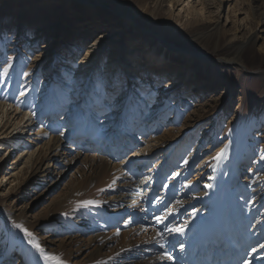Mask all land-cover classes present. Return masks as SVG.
I'll list each match as a JSON object with an SVG mask.
<instances>
[{"label":"rangeland","instance_id":"rangeland-1","mask_svg":"<svg viewBox=\"0 0 264 264\" xmlns=\"http://www.w3.org/2000/svg\"><path fill=\"white\" fill-rule=\"evenodd\" d=\"M90 1L94 3L93 11L87 14L84 0H0V65H12L7 77L0 76V104H7V108L10 103L11 106L16 104L23 99L19 95L22 90L27 93L24 99L31 105L28 109L35 114L48 99H51L53 112L57 105L53 103L60 96L69 101L68 107L52 115L55 126L46 124L50 115L43 120L49 127L46 138L40 143L41 163L34 162L36 174L27 167L24 174L27 181L14 182L10 196L5 195L6 188L1 183L3 175H0V264H12L13 253L17 251L30 255L23 234L13 222L27 227L48 252L58 255L66 264H173L164 257L155 260L156 257L150 255L163 249L155 239L148 244L145 239H136V242L128 239L136 211L146 202L165 205L171 201L167 210L171 208L184 214L176 226L186 222V227L192 229L205 221L207 209L217 201L225 202L229 210L240 209L234 218L223 224L224 230L217 227L206 238L209 241L213 236L215 244H225L232 251L226 241L227 233L239 226L253 228L258 222L264 224V162L254 163L264 155V0H223L221 7L218 0H182L180 7L178 0ZM170 4L175 8H170ZM80 18L88 19L87 23L100 24L97 36L87 43L85 40L93 32L84 34L74 27ZM114 29L124 31L123 46L130 47L133 40L142 45L146 43L144 73L131 81L128 95L119 85L121 80L115 83L118 86L109 97L106 95L110 91L98 93L94 88L99 82L97 73L100 69L106 70L110 60L117 59L114 57L119 54L111 51L117 47L111 41L105 44L99 56L92 52L86 59L88 65L94 67L99 61L96 69H91L96 74L92 76L94 82L90 80L94 85L91 84L89 95L85 101L73 98L72 91L81 87L76 85L81 81L73 82V76L82 70L80 63L92 44ZM253 36L255 43L247 47L242 56L246 69L225 62L213 66V60L205 62L203 59L211 55L222 60L229 49L243 45ZM127 47L118 60L132 59L129 55L133 49ZM191 51L193 55L189 57ZM156 54H162L161 64L157 61L156 67L164 70L160 74L164 77L167 76L165 71L184 69L185 60L193 63L190 59L193 57L194 66L188 69L190 81L173 92L168 78L164 80L166 83L157 81L158 69L148 62ZM124 64L118 62L115 77L121 78L119 70ZM144 75L152 77L141 83ZM109 80L104 78L99 83ZM196 85L208 87L197 89L189 96ZM42 89L48 91L49 98L38 105ZM119 96H123V101L116 103ZM72 104L78 109L72 113L76 120L61 124L59 120L70 113ZM96 112L108 118V124L103 125L107 130L92 133L105 145L104 151L111 146L107 144L110 138V135L106 138L107 135L120 131L123 123L131 127H128L131 134L126 141L134 138L135 142H140L109 165L102 164L98 157L107 154L106 151L94 148L86 160L63 155L62 159L57 158V163L53 162L56 169L47 170L52 157L62 149L57 151L59 143L51 152L52 139L67 141L71 132L64 135L59 132L77 129L78 142L82 141L89 116L94 114L96 118ZM116 116L122 119L118 117L115 121ZM132 116H136V123L131 126ZM6 121L1 115L0 124ZM14 123L8 120L7 126L13 130ZM99 127L97 124L96 128ZM115 143L118 150L126 147L122 139ZM225 146L223 159L214 160ZM132 152L147 162L140 170V162H135L133 169L150 173L139 178L148 181L151 178L155 181L153 176L161 178L160 182L155 181L153 192L142 189V201L137 203L130 198L134 187L128 182L129 163H125L133 157ZM0 157L3 161L7 159L4 153ZM48 171L52 174L43 177ZM176 172L181 175L173 178ZM41 180L44 182L39 184ZM206 184L213 187H205ZM252 200H255L254 205ZM83 201L95 203L84 206ZM92 221H97V229L86 232ZM261 244L264 240L258 245ZM29 260L31 264H44L36 258ZM238 264H253V261L243 257Z\"/></svg>","mask_w":264,"mask_h":264},{"label":"bare ground","instance_id":"bare-ground-1","mask_svg":"<svg viewBox=\"0 0 264 264\" xmlns=\"http://www.w3.org/2000/svg\"><path fill=\"white\" fill-rule=\"evenodd\" d=\"M84 7L86 10V13H90L93 11V6L94 3L90 0H84ZM178 6H181V2L182 0H178ZM218 3L221 7V4L224 3L223 0H218ZM170 8H175V5H171L170 4ZM182 9V8H181ZM88 19L86 18H80L77 19L75 22L74 27L80 29L81 33L83 32L84 34H87L88 32H93L90 33L87 37V39L85 40V42H89L91 40H93L97 34H98V25L99 22L97 21H93L92 23H87ZM218 28V27H217ZM85 30V31H84ZM125 35L124 31H120L118 29H114V30H110L108 31L104 36L99 37L98 41H95L94 44H92V48L88 50L87 54L85 55L84 59L82 60V63H80L81 69L79 70L77 73V76H73L75 78V80L73 82H80L79 84H76L77 86H81L80 88L75 89L74 91H72V97L83 100L85 101V99L87 98V96L89 95V91L90 89L93 88V79L92 76L95 73V71L93 70L92 72V68L96 69V67L99 64L98 63L95 65V67L93 65H88V61L86 60L88 56L91 55V53H96L100 54V52L102 50H105V44H108L109 42L112 41L113 44H115L114 46L116 48L112 49L111 51H118L119 54L127 47L126 44H124L123 46V36ZM254 38L250 37L249 40H247L246 42L243 43V45L241 46H233L231 49L228 50V52L226 53V55L222 58V60H218L213 58V56L211 55H207V57H204L203 59L205 60V62H207V60H213V66L217 63H230L232 65L235 66H241L244 69L245 65H244V58H242L245 50L247 49V47L252 46L255 42H254ZM130 47H132V52L130 53V58H132L131 60H125L122 59L118 60L119 54L115 55L114 58L117 59H111L110 62L106 65V70H99V73H97L98 76V81H102V79L104 78H110L109 81H105L102 82L103 84V92L104 91H110L106 96H110V94H112V91H115V89L117 88L118 85H116L115 83L119 80H121V83L119 84L120 86L122 85V89L125 92V95L129 94V91L127 90L131 84H132V80L134 79V77L140 73L143 74V70L145 69V67L147 66L145 64L144 59L143 58L144 54L146 53V43H144L143 45L141 44L140 41L138 40H133L130 41L129 43ZM127 47V48H130ZM106 51H108V48L106 49ZM159 53V52H158ZM191 55H188L189 57H191L193 55V52H190ZM124 53L122 54V57H124ZM162 55V54H161ZM160 54H156L151 58V60H149L148 62L151 63V67L158 69V77L156 78L157 81L161 82V83H166L167 78L170 80L167 83L168 86L170 88H172V90H170L171 92L175 91V89L177 87H181L184 84L188 83V81H190L189 77V70L190 68H192V66H194L193 64L195 63V59L190 58L191 61H194L193 63L190 62V60H185L183 61L184 63H186V67L182 70H177L176 66V72H170V71H165L166 72V77H164L163 75L160 76L161 73L164 72V70H160L159 68L156 67V62L158 61L159 64H161V59L159 57H161ZM187 55V54H185ZM184 55V56H185ZM97 56V57H98ZM197 57H200L197 55ZM102 58V56L99 57ZM150 59V58H149ZM121 61L124 64L123 67H120V72H122V76L121 78L119 77H115V73L116 69H117V64L118 62ZM144 62V64L142 63ZM182 62V61H181ZM182 62V63H183ZM115 63V65L113 66V64ZM133 63L134 65L132 66ZM84 67H87L88 69H85ZM137 67V68H136ZM240 67V68H241ZM248 71V70H247ZM101 72V73H100ZM115 72V73H114ZM72 74V73H71ZM151 74V73H150ZM96 75V76H97ZM149 75H144L141 76L140 78V82H146L148 80H150V77H147ZM54 79V78H53ZM113 79V80H112ZM90 80H92L93 82H90ZM123 80V81H122ZM98 82V84H100ZM93 84V85H91ZM98 84L94 85V88H97ZM75 85V86H76ZM209 85V84H208ZM208 85H206L205 87H199L198 85H196L194 88H192V91H190L189 94L193 95V93L198 89L199 91H201L202 88H206L208 87ZM72 86V85H70ZM72 88V87H71ZM127 90V91H126ZM42 98L39 100L38 105L40 103H42L44 100L49 98V94L48 91H40ZM70 96V97H71ZM59 97V96H58ZM123 96H119L116 103L117 102H121L123 100H121ZM25 96L23 97L22 100H24L26 102V104L28 105L29 102L27 99H24ZM8 99V97H7ZM11 99V98H10ZM74 100V99H73ZM7 101V100H6ZM5 101V103H6ZM20 101V100H18ZM51 99L47 100L44 104H42L40 106L39 112L37 114L34 113V110H29L28 107H26L25 105H18V103L16 102V104L11 106V103L9 105V107L7 108L5 105L7 104H0V117L1 115H4V117L7 118L8 120H13L15 123V127L12 130V127L7 126V121L6 123H4V125L0 124V154L4 153L6 154L7 159L5 158V160L3 161L0 157V175H3V179L1 181V183L3 184L2 186L6 188V192L5 195H11L13 193V183H21L22 181L26 179H24V174L25 169L28 167L30 169L33 170V168L35 167L34 162H38L40 160V149L42 148V146H40V143L43 139L46 138V131H47V127H49L50 125L55 126L53 123V119L54 117L52 115H54V113H58L59 111H61L63 107H68L67 103L69 102L67 100V98H65L64 96H60L57 100L54 101L53 105H55L56 107H54V109L56 111L53 112L52 109H50V107L52 106L50 103ZM78 101V102H79ZM125 101V100H124ZM76 102V101H75ZM77 102V103H78ZM75 103V104H77ZM75 104H72V106H70L69 109L70 113L68 115L65 116V118L60 119V123L61 124H70V121H72V119H74V115L72 113L78 111V109L76 108ZM123 104V103H122ZM60 108V110H59ZM34 113V114H33ZM79 113V112H78ZM114 113V112H113ZM112 113V114H113ZM95 114H99V112H96ZM111 114V115H112ZM43 115V116H42ZM50 115V116H48ZM33 116H36L35 118H33ZM48 116L46 124L44 123V119L45 117ZM74 116V117H73ZM41 117V118H40ZM94 114L91 115V117L89 116V120L87 121V126H86V130L83 133V144L82 141L78 142V138L79 135H77L76 130L77 129H70L67 132L64 133H70V136L67 138V141H63L60 138H55L52 139V141L54 142V145L52 146L51 149H49L52 152V149L59 143H61V145L59 144V147L57 148V151L61 149V151H58L55 153V156L52 157V161L49 163V167L47 168V170L49 169H54V164L53 162L56 161L55 163H57V158L62 159L63 155H74L76 158H85L88 159L90 155L89 151L92 149H98V151L103 150V153L107 154H102V156L98 155V157H100L102 164H111V162H117L119 161L121 158H123V156L125 155V151L126 150H131L133 146H135L138 142H135L134 138H131V140L128 142L126 141L127 137H129V135L131 133H129V131H131V129H129L127 126V124L123 123V125L121 126V130L117 132L113 131L112 133L108 134L106 138H108V136L110 137L109 140L107 141L109 146L108 148L105 149L104 151V147L105 145L102 144V142L100 143L99 140L97 139L98 135H92V133H94L95 131L99 132L101 129L107 130V128H103V127H99L98 129L96 128L97 123L96 118H93ZM119 117V119H122V116H116L115 121L117 120V118ZM133 118H130V124L131 126L134 125L133 123H136L134 121L136 116H132ZM26 118H28L26 120ZM105 118V119H104ZM175 118V117H174ZM103 119V125L104 124H108V121L106 119L105 116H102ZM6 120V119H5ZM76 120V119H74ZM110 122V121H109ZM13 123V122H12ZM77 123V122H76ZM22 124L24 125L22 127ZM12 126V125H11ZM137 127V126H136ZM126 128V129H124ZM131 128V127H130ZM113 129V128H112ZM111 129V130H112ZM11 130V131H9ZM20 131L19 135H15V133L17 131ZM26 137L24 139V141H19V138H21L23 136L24 133H26ZM117 132V133H116ZM18 133V132H17ZM34 137V139H33ZM65 138V137H64ZM124 140L125 142V149L122 150H118L115 146L116 143L115 141H120V140ZM18 140V141H17ZM5 143V144H2ZM33 145V146H29L28 144ZM78 143V144H77ZM40 146V148H39ZM113 146V147H112ZM35 147H37V149H35ZM63 153L62 155L60 153ZM14 155V156H13ZM12 159H9L10 157H15ZM49 157H51L49 155ZM9 160V161H6ZM35 160V161H34ZM93 161H96V159H93ZM175 161H178L177 159H175ZM174 161V162H175ZM135 162H140L138 165V170H140L139 168L143 169L146 166V160L145 159H140L138 157V155H133V157L130 160L129 163V167L127 168L128 170L130 169V176L128 175V182L129 184H131L134 188H133V193L130 195V198H132L133 203H137V202H141L142 201V197H143V191L142 189H144V191L146 189L149 190L150 192H153L155 187H156V182H160V179H158V177L153 176V178L155 179V181L152 180V178L150 179V181L147 180H142V178H139L141 176H147L150 173L148 172L143 173L140 172L138 170H134L133 169V164ZM39 163V164H40ZM116 166H114L113 168L115 169ZM56 169V168H55ZM117 170V169H116ZM127 170V172H129ZM133 170V172H132ZM164 171V170H163ZM34 173V175L36 174L35 171L33 170L32 174ZM47 175H43V177L49 176L52 173L50 171L47 172ZM23 174V175H22ZM34 177V176H33ZM152 177V176H151ZM21 178V179H20ZM41 184V182L43 183L44 181H39ZM152 182V183H151ZM197 187V186H196ZM148 193V194H149ZM182 193V192H181ZM204 194V193H203ZM190 196V195H189ZM178 198V197H177ZM245 198V197H244ZM140 199V200H138ZM170 200H172L170 198ZM244 199L242 198V201ZM124 201V200H123ZM181 201V200H180ZM171 201H167L165 203V205H158V204H153L152 202H149L145 205H142V209L140 208L138 211H136V215L137 217L133 219L134 224H132L130 230H128V239L131 241H135L136 239L137 241L140 239H145V244H148V242H150V240L153 238L155 239V241L157 240V231H163L165 229V227H173L176 226L177 223H180V219L181 217L184 215L183 211H174L173 209L169 208L172 210V214L168 215V205L170 204ZM225 202H218L217 204L211 206V208L207 209V213L208 215L205 218V221H203L202 223H200L196 229H192L190 227H186V230L184 232L183 235L177 234V233H172L169 234L167 232L164 233V237L163 239L159 240V243L162 245V250L160 251H155L152 252L150 255L156 257L155 260L160 259L162 257L165 258V256L163 255L164 253H168L171 257H173V259H169L171 261V263L175 264H238V261H240L243 257H248L253 261V264H264V248H261L260 245H258L262 240H264V224L258 222L253 228H249V227H238L237 229H235L232 233H227L229 238H226L227 243H229L230 248H232V251L229 250V247H227L225 244H215L213 242V236L212 238L209 239V241L206 238H209V236L212 235V232H215V230L217 229V227L221 228V229H225L223 224H227L228 221H230L231 218H234L237 213L239 212L240 209L236 210H229L225 204ZM240 205H242V203H240ZM139 206V205H138ZM132 208V207H131ZM156 215H160L162 218H164L163 223H157L155 216ZM193 219V218H192ZM92 224L88 225V229L86 230V232L88 231H94L95 229H97V226L95 225L97 221H92ZM183 222V221H182ZM154 226H156V228H160V230H155ZM99 227V226H98ZM126 236V235H125ZM90 240V239H89ZM185 240V242H184ZM204 240L208 241V242H204ZM92 241V240H91ZM247 241V242H246ZM51 242V241H50ZM94 242V241H93ZM110 242V241H108ZM107 242V243H108ZM129 242V241H128ZM233 242L235 245H232ZM141 243V242H140ZM157 243V242H156ZM91 244V243H89ZM88 244V245H89ZM130 244V243H129ZM139 244V243H138ZM144 244V245H145ZM181 244L184 245L183 250H181ZM62 245V244H61ZM64 246H67V244H65ZM139 246V245H138ZM136 247V246H135ZM253 248L256 249V251H253ZM27 250H30L29 254H27L28 258L31 259H35L36 254L34 253V250L31 249V247H27ZM248 251L247 254L244 251ZM146 251V250H143ZM30 256V257H29ZM134 261V257H131ZM167 259V258H166ZM165 260V259H164ZM168 260V261H169ZM135 263V261H134ZM151 264H155V263H151Z\"/></svg>","mask_w":264,"mask_h":264},{"label":"snow or ice","instance_id":"snow-or-ice-1","mask_svg":"<svg viewBox=\"0 0 264 264\" xmlns=\"http://www.w3.org/2000/svg\"><path fill=\"white\" fill-rule=\"evenodd\" d=\"M5 63H7V61H5ZM11 67H12L11 64H8L7 67L0 65V76L7 77L9 74V68H11ZM97 91H98V93L103 92V84L102 83L98 84ZM19 95L21 97H24L27 95V93L22 90L19 92ZM5 98H7V97H5ZM17 103H18V105H25L26 107L31 109V105H27L24 100L17 101ZM95 122L98 125H100L101 127H103V119L100 115H97ZM59 134L64 135V132L61 131V132H59ZM226 149H227V146H225L224 149H221L220 152L216 156L213 157V159L216 161L222 160L224 157V153H225ZM132 155H138V153L132 152ZM261 162H264V155H260L259 159L254 161V163H261ZM125 163L128 164V163H130V161L125 160ZM187 163L188 162L185 161V164H187ZM128 171L130 172L131 170L129 169ZM250 171H255V170L250 169ZM180 175H181V173L176 172L174 174L173 178L179 177ZM210 179H214V177H210ZM205 187L212 188L213 185L212 184H206ZM156 202L160 203L159 200H157ZM250 202L253 205L255 204V200H252ZM94 203H95V201H83L82 202V204L84 206H88V205H91ZM167 211H168V215L172 214L171 209H168ZM62 215L66 216L67 214L63 213ZM155 219H156L157 223H163V221H164V218H162L160 215H156ZM13 226L23 234V239H24L26 245L30 246L31 249L34 250V253L36 254V256H35L36 261L43 260L44 264H66V262L64 260H62L58 255L48 252L45 249V247L41 244L40 240L35 236V234L32 231H30L27 227H24L23 225H20V224H16L15 222H13ZM186 226H187L186 222H185V224L180 225V226H173V227H167L166 226L163 231H157L156 242L159 243V240L163 239L165 232H167L169 234L177 233V234L183 235L185 230H186ZM116 234L119 235V230H117ZM180 247H181V250H183L184 245L181 244ZM260 247L264 248V244H261ZM253 251L255 252L256 249L253 248ZM163 255L167 259H173V257H171L168 253H164ZM12 264H31V261L29 260L28 256L25 255V253L17 251V252L13 253Z\"/></svg>","mask_w":264,"mask_h":264}]
</instances>
